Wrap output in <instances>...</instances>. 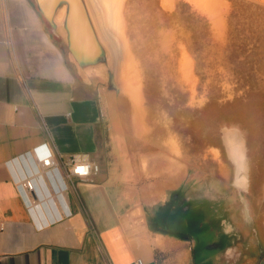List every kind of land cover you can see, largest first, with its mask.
<instances>
[{
  "label": "crops",
  "instance_id": "1",
  "mask_svg": "<svg viewBox=\"0 0 264 264\" xmlns=\"http://www.w3.org/2000/svg\"><path fill=\"white\" fill-rule=\"evenodd\" d=\"M67 53L32 0H0V264H223L207 250L210 229L187 222L200 192L187 168L175 160L168 171L163 151L123 139L98 76L84 81ZM44 142L63 162L100 165L60 189L68 217L31 209L17 185L25 164L13 159Z\"/></svg>",
  "mask_w": 264,
  "mask_h": 264
},
{
  "label": "rangeland",
  "instance_id": "2",
  "mask_svg": "<svg viewBox=\"0 0 264 264\" xmlns=\"http://www.w3.org/2000/svg\"><path fill=\"white\" fill-rule=\"evenodd\" d=\"M252 1L218 0L215 8L192 0H118L125 43L116 45L119 71L138 83L139 103L117 79L114 86L98 80L111 94L107 112L123 139L163 151L168 171L175 160L182 163L186 180L192 176L188 185L223 194L264 245V0ZM166 33L169 48L161 46ZM225 127L238 129L232 141H240L247 189L236 183Z\"/></svg>",
  "mask_w": 264,
  "mask_h": 264
},
{
  "label": "water",
  "instance_id": "3",
  "mask_svg": "<svg viewBox=\"0 0 264 264\" xmlns=\"http://www.w3.org/2000/svg\"><path fill=\"white\" fill-rule=\"evenodd\" d=\"M38 11L40 12L41 16L47 21L49 24L52 33L58 37H60L61 42L68 50L67 56L69 61L75 66L77 73L80 75V77L84 81H90V77L92 75H96L98 77H102L107 79L108 83L110 85L116 84V79L120 83L121 79V73L119 71V68L121 66V59L119 56V52L117 50L116 45L118 44L114 36L110 34L108 31L106 25L101 24L100 20V14L98 13V8L95 0H85L84 4L82 3V0H76L78 6L80 9L84 10V28L94 37H98V45L102 48V52L104 55V63L101 65H93L89 67L88 69H84L74 52V44L70 41V37L68 33H66V30L62 27L61 24L56 23L54 19L52 18L51 10L48 8V2L46 0H32ZM87 1V2H86ZM225 2V1H224ZM82 3V4H81ZM228 3H225L227 5ZM163 29L158 28V32L160 35V32L165 31ZM103 40V41H102ZM124 64V61L122 62ZM121 84V83H120ZM108 95H111L107 89H104ZM234 128V127H232ZM225 129V128H224ZM243 137V136H242ZM223 139H224V130H223ZM245 140V139H244ZM225 142V139H224ZM227 151L228 146L225 142ZM246 145V143H245ZM229 154V152H228ZM230 156V155H229ZM232 160V159H231ZM235 164V163H234ZM236 166V165H235ZM237 170V167H236ZM237 176V172H236ZM212 194H216L215 192H209ZM247 228L248 230L252 231L251 238L254 239V243L257 238V228L255 225L247 219ZM249 234L244 232L243 234L235 233L228 238V240L224 243V245L221 247L220 251H215L213 253L212 251L209 252L210 257H217L218 252H220V256L223 259V264H246L249 258L256 259V253L253 250H250L249 244H248V238ZM217 252V253H216Z\"/></svg>",
  "mask_w": 264,
  "mask_h": 264
},
{
  "label": "bare ground",
  "instance_id": "4",
  "mask_svg": "<svg viewBox=\"0 0 264 264\" xmlns=\"http://www.w3.org/2000/svg\"><path fill=\"white\" fill-rule=\"evenodd\" d=\"M82 1H83L82 3L84 4L85 0ZM192 1L201 4V6H204L206 4H209V6H213V7H215L214 5H220L219 3L220 1L218 2V0H192ZM46 2H48V8L49 10H51V13L53 12L52 18L54 19V21L62 25V27L66 30V33H68L71 39L70 41L72 42V44H74V52L80 65L84 69H88L93 65L103 64L104 59H108V58H104L102 52L103 47H100L98 45V37L94 38L84 28V10L80 9L76 0H46ZM95 2L97 4L98 13L100 14V20L102 26L103 24L106 25L110 34L112 36L113 35L115 36L114 38L116 39L118 44H122V43L125 44L123 34L122 32H120L122 28H121V20H120L121 16L119 13L120 4L118 0H95ZM163 2L164 5L166 6L172 4L171 0H163ZM171 35L172 34H164V37H162L161 40L162 47L169 48L172 39ZM133 79L134 78L130 79L128 78L127 75L123 74L120 79V83L122 85V88L126 92L127 91L130 92L131 95L134 97L135 101L138 102L139 100L137 99V95L135 96L134 94L137 93V91H139L136 90V86L139 87V85L138 83L133 82ZM232 129H237V128L225 127L224 132H226V139L228 142V146L231 149L230 152V149L228 148L229 155L237 163V166L240 171V169L243 168V162L241 158L243 151L238 152L237 147H239L240 141L239 140L236 141L235 139L236 137L234 138V141H232L234 134H236L232 132ZM232 147L234 151L232 150Z\"/></svg>",
  "mask_w": 264,
  "mask_h": 264
},
{
  "label": "built area",
  "instance_id": "5",
  "mask_svg": "<svg viewBox=\"0 0 264 264\" xmlns=\"http://www.w3.org/2000/svg\"><path fill=\"white\" fill-rule=\"evenodd\" d=\"M13 160L25 164L17 185L29 207L41 210L44 217L49 219L68 217L71 214L66 203L61 204V212L55 201L60 189L69 187L65 181L72 182L74 177L91 180L100 170V165L85 155L73 154L68 162H63L61 155L53 151L47 142ZM134 264H144V261L138 258Z\"/></svg>",
  "mask_w": 264,
  "mask_h": 264
},
{
  "label": "flooded vegetation",
  "instance_id": "6",
  "mask_svg": "<svg viewBox=\"0 0 264 264\" xmlns=\"http://www.w3.org/2000/svg\"><path fill=\"white\" fill-rule=\"evenodd\" d=\"M236 167V183L240 187L247 189L249 181L248 172L247 174L241 173L237 163ZM191 207L192 212L187 217V222L192 221L194 225L200 222L203 227L210 229V239L207 247L209 252L212 251L215 253V251H220L228 238L230 239L235 233L243 234L247 232L250 236L248 238V248L250 250L254 249L256 253L255 264H264V245L259 238V233L257 232V238L255 240L257 242L254 243V239L251 238L252 231L248 230L245 218L237 214L236 207L227 206L226 198L223 194L199 193V195L193 199L187 211L191 210ZM202 234L207 235L208 233L201 231L198 227V239L196 238L195 245L197 254H201L202 250H206V246L204 247L202 245ZM219 254L220 252H218L217 255Z\"/></svg>",
  "mask_w": 264,
  "mask_h": 264
}]
</instances>
